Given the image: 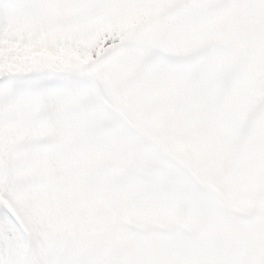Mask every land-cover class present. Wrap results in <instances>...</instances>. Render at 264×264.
<instances>
[{
	"label": "snow or ice",
	"instance_id": "1",
	"mask_svg": "<svg viewBox=\"0 0 264 264\" xmlns=\"http://www.w3.org/2000/svg\"><path fill=\"white\" fill-rule=\"evenodd\" d=\"M0 264H264V0H0Z\"/></svg>",
	"mask_w": 264,
	"mask_h": 264
}]
</instances>
